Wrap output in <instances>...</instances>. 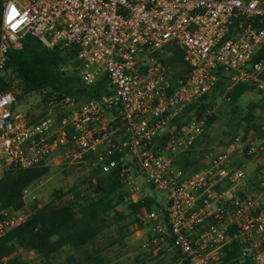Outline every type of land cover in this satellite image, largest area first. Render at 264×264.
Listing matches in <instances>:
<instances>
[{"label": "built area", "instance_id": "obj_1", "mask_svg": "<svg viewBox=\"0 0 264 264\" xmlns=\"http://www.w3.org/2000/svg\"><path fill=\"white\" fill-rule=\"evenodd\" d=\"M0 2V76L10 49L32 35L48 50L76 51L77 66L62 64L61 73L76 71L84 86L105 79L103 93L86 100L43 90L45 114L35 120L14 109L12 92L0 91V177L52 160L119 169L132 201L139 199L136 175L166 193L160 217L146 215V230L152 245L179 253L173 264H222L233 240L242 261L264 264V128L258 136L240 132L193 174L174 167L173 156L203 133V117L162 147L154 143L221 75L227 92L248 84L264 93V58L256 59L264 49V0ZM175 48L188 67L177 80L164 63ZM29 190L23 209L0 207V241L28 216Z\"/></svg>", "mask_w": 264, "mask_h": 264}, {"label": "trees", "instance_id": "obj_2", "mask_svg": "<svg viewBox=\"0 0 264 264\" xmlns=\"http://www.w3.org/2000/svg\"><path fill=\"white\" fill-rule=\"evenodd\" d=\"M2 6L0 2V17ZM169 49L165 50L167 53ZM76 51L53 50L44 48L32 35H26L19 41L17 48L10 49L7 61L0 76V91L13 93L16 103L22 102L31 94H40L43 90L60 92L75 97L77 100L94 98L103 93L104 77L94 85L84 86L76 71L69 74L59 71L60 65L70 64L76 67ZM264 58V49L256 59ZM164 63L173 73L175 80L183 77L188 67L182 60V53L173 49ZM211 92L219 90L226 93L232 105V111H238L237 101L247 92L255 90L248 84L236 86L231 91L225 90L226 77L220 76ZM258 101L249 102L246 112L240 117L244 123L241 130L244 134L258 136L264 123L255 121L254 111H264V93L256 91ZM209 94L193 102L172 120L178 122V128L200 116L210 108ZM45 99V98H44ZM202 117V116H201ZM204 125L207 129L216 120L214 113L207 114ZM237 133L225 143L230 144ZM207 140L203 133L201 139L191 142L194 150L202 141ZM166 139H156L155 149L162 147ZM202 153V152H201ZM202 157V156H201ZM199 161L186 159L183 165L174 167L186 174V169L193 166L201 170L206 165L196 166ZM86 170L69 187L52 191L50 199L38 206L33 202L28 208V216L18 227L10 230L0 241V259L6 258L4 264H29L20 257V252L31 253L38 259V264H109L108 252L138 230L146 228L144 217L156 206L152 197L132 201L125 190L123 175L119 169L102 173L99 167L89 164H78ZM49 172L48 166L29 168H11L0 177V207L18 211L24 208L23 192ZM153 188V187H152ZM125 205L123 210L118 207ZM264 247V243L263 246ZM160 253H167L166 248ZM222 264H251L248 259L240 258V244L233 240L223 249ZM58 257H61L58 260ZM179 253L172 255L170 261L179 259ZM184 264L188 262L184 261Z\"/></svg>", "mask_w": 264, "mask_h": 264}, {"label": "rangeland", "instance_id": "obj_3", "mask_svg": "<svg viewBox=\"0 0 264 264\" xmlns=\"http://www.w3.org/2000/svg\"><path fill=\"white\" fill-rule=\"evenodd\" d=\"M71 72V71H70ZM72 73V72H71ZM66 74H69L66 73ZM210 108L200 116L204 117L207 114L214 113L216 115L215 122L208 127L204 128L203 133L207 134V140L200 142L194 150H190V144L187 148L181 152H178L173 156L175 165L182 166L186 159L194 161L197 159L199 163L196 166L206 165L208 161L214 156V154L221 149L236 133L239 134L243 128L244 123L240 117L246 112L249 102H256L259 96L256 90L247 92L241 96L237 101L238 111H232V105L226 98L225 92L219 90L215 92H209ZM15 110H27L30 118L35 120L45 114V106L43 97L40 94H31L26 97L22 102H18ZM255 121L258 123H264V111L257 109L254 111ZM184 118L178 122H171L167 128L166 135H172L178 128V123H182ZM202 133V134H203ZM201 134V135H202ZM201 135L194 140L201 139ZM193 140V141H194ZM202 152V153H201ZM202 156V157H201ZM48 174L40 179L30 188L29 193L25 196V202L29 207L33 202H36L38 206H41L49 201L51 193L57 188L69 187L78 177H80L86 170L80 168L78 164H68L65 161L52 160L48 163ZM199 170H194L193 166L186 169L188 174H193ZM136 183L138 189L135 191V198L140 199L144 197H152L156 206L152 213L158 218L162 213V210L166 207L167 195L164 192L153 189L149 184L144 182L142 178L137 176ZM254 167L249 166L247 172L246 182L250 187L254 183ZM125 190L129 192V187L125 186ZM34 198V199H33ZM125 205L118 207V210H123ZM145 226L150 227L152 220L145 216ZM166 248L164 245L154 246L149 239V233L146 228L140 234L135 233L125 239L123 244L115 246L114 249L108 252L109 264H173L175 261H170V257L174 255L173 252L160 253ZM264 248V247H263ZM264 253V252H263ZM20 257L23 261L29 262V264H38V259L31 253L20 252ZM61 257H58L60 260Z\"/></svg>", "mask_w": 264, "mask_h": 264}, {"label": "crops", "instance_id": "obj_4", "mask_svg": "<svg viewBox=\"0 0 264 264\" xmlns=\"http://www.w3.org/2000/svg\"><path fill=\"white\" fill-rule=\"evenodd\" d=\"M136 234V233H135Z\"/></svg>", "mask_w": 264, "mask_h": 264}]
</instances>
